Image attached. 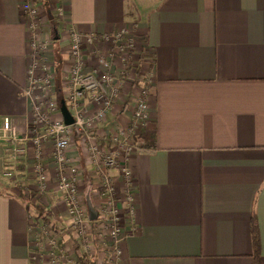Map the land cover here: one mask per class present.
Masks as SVG:
<instances>
[{"label": "crops", "instance_id": "obj_1", "mask_svg": "<svg viewBox=\"0 0 264 264\" xmlns=\"http://www.w3.org/2000/svg\"><path fill=\"white\" fill-rule=\"evenodd\" d=\"M21 1L0 0V116L20 134L29 108L21 94L28 51ZM60 1L65 21L79 31L123 25L135 37L128 93L152 75L150 119L141 131L152 138L144 145L140 133L141 148L130 158L134 219L122 229L118 263L250 264L253 211L264 264V0ZM44 25L52 41L46 56L62 64L61 23L46 13ZM124 105H112L108 128L127 120ZM79 149L74 142L69 154ZM79 158L81 178L93 182V167ZM25 165L20 158L15 166L20 178ZM9 167L0 143V264H32L40 216L18 197L13 176L2 174ZM111 173L118 192L117 171ZM23 183L33 191V180ZM47 188L61 242L65 206L53 180Z\"/></svg>", "mask_w": 264, "mask_h": 264}, {"label": "built area", "instance_id": "obj_2", "mask_svg": "<svg viewBox=\"0 0 264 264\" xmlns=\"http://www.w3.org/2000/svg\"><path fill=\"white\" fill-rule=\"evenodd\" d=\"M46 13L61 23L60 30L65 35L66 61L59 63L58 74L55 61L46 56L52 45L44 25ZM20 16L28 44L21 94L29 108L21 134L14 130L7 116H0V143L5 145L10 164L2 174L16 177L15 166L20 158H25V173L34 182L32 192L44 195L47 181L53 180L76 240L81 244L105 235L111 250L107 260L112 262L120 256L124 225H130L134 219L135 190L129 162L141 148L139 135L149 120L147 96L152 75L148 71L137 92L128 93L126 87L135 81L138 51L135 37L123 25L102 33L79 31L65 21L60 0H46L45 6L40 0H22ZM57 76L59 87L55 82ZM60 98L71 116L69 124L63 122L60 114ZM118 101L125 104L128 118L108 128V112ZM74 142L79 144V153L95 173L93 182L88 180L89 200L96 213L93 220L87 218L80 188L83 181L80 154H69ZM113 169L121 183L118 192L113 184ZM118 194L121 201L117 200ZM45 240L51 250L49 264L67 263L61 253L63 249L56 245L58 239ZM42 242L46 244L40 237L33 244L31 262L38 261L39 250H44ZM83 248L86 254L92 252Z\"/></svg>", "mask_w": 264, "mask_h": 264}, {"label": "rangeland", "instance_id": "obj_3", "mask_svg": "<svg viewBox=\"0 0 264 264\" xmlns=\"http://www.w3.org/2000/svg\"><path fill=\"white\" fill-rule=\"evenodd\" d=\"M57 80L59 79L58 76L56 77ZM56 82V79H55ZM149 119H150V111H149ZM9 162V161H8ZM21 174V173H20ZM16 177L13 176L14 179V184L16 185L18 191L21 190L23 191L22 193L24 195H26V198L30 200V202L36 204L37 206H39L40 208L42 207L43 210L46 212V214L43 215H39L40 218L38 219V229H36L35 231V236H37L38 238H42V240H45V238L50 239V238H58L60 235V231H55L56 229L59 228V225H56L55 223H53L54 221H52V217H51V212L48 210V201L46 199V197L48 196V194H40L38 192H31V189L29 187H27V185H24L23 182L26 183H31L32 184V179L30 178V175L25 173V175H17V171H16ZM25 176V177H24ZM95 179V176H94ZM92 184V183H91ZM33 186V184H32ZM95 186V184H94ZM83 195H85L87 193H89V191L87 190L86 187H80ZM89 197V195H88ZM90 199V198H89ZM36 215V214H35ZM34 215V216H35ZM62 233L63 235L65 234V237H63L62 235V241L60 242H56V245H59V248H62L63 250L61 251L63 257H65V261L67 263H72L75 262L77 259V256L80 252H83L84 248L88 249L89 251L94 250L93 246L99 251V256L100 258L107 260V258L110 256L111 254V250H109V245H108V241L105 237V235H97L95 238L90 239H86L85 241H81V244H79V241L76 240L75 234L73 232V229L68 225L66 226L65 224H62ZM68 236H67V235ZM41 242V241H40ZM85 243L87 244V246L85 245ZM78 244V245H77ZM42 247L44 248V250H39V256H38V261L36 262H32V264H49V260H48V254L51 250H49V245L46 242V244L44 245L42 242ZM92 247V249H91ZM57 252V250H55ZM91 253V252H89ZM111 262V261H109ZM119 257L112 260L111 263L109 264H119Z\"/></svg>", "mask_w": 264, "mask_h": 264}, {"label": "trees", "instance_id": "obj_4", "mask_svg": "<svg viewBox=\"0 0 264 264\" xmlns=\"http://www.w3.org/2000/svg\"><path fill=\"white\" fill-rule=\"evenodd\" d=\"M42 4L46 5V0H40ZM52 20H54L52 18ZM55 70L56 74L59 72V62L55 61ZM56 86L59 87V82L56 78ZM141 136V137H140ZM139 137L141 138L143 144H148L151 140V134L149 133H141ZM83 180L85 181V187L88 190V180L87 176H84ZM23 191H18V197L24 201L26 207H33L34 210L37 212L38 215L46 214L43 208H40L36 204L30 202L29 199L26 198V195L22 193ZM249 236H250V256H251V263L250 264H260V242H259V232L257 227V222L253 211L250 213V221H249ZM92 252L90 254H86L84 252H80L77 256L75 262L72 263H61V264H109L111 262L105 261L104 259L100 258L99 251L93 246Z\"/></svg>", "mask_w": 264, "mask_h": 264}, {"label": "water", "instance_id": "obj_5", "mask_svg": "<svg viewBox=\"0 0 264 264\" xmlns=\"http://www.w3.org/2000/svg\"><path fill=\"white\" fill-rule=\"evenodd\" d=\"M58 103H59V110H60V114L62 116L63 122L65 124H69L71 122V116L66 109L63 99L60 98ZM84 200H85V205L87 209V218L89 220H93L96 216V213L93 209V206L91 205V202L89 200L87 193L84 195Z\"/></svg>", "mask_w": 264, "mask_h": 264}]
</instances>
